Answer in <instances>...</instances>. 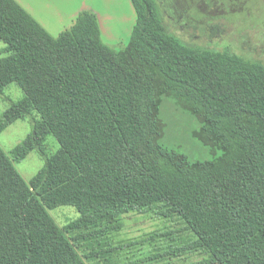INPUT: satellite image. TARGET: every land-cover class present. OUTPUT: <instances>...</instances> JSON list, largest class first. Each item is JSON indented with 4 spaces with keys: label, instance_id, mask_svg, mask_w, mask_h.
Here are the masks:
<instances>
[{
    "label": "trees",
    "instance_id": "trees-1",
    "mask_svg": "<svg viewBox=\"0 0 264 264\" xmlns=\"http://www.w3.org/2000/svg\"><path fill=\"white\" fill-rule=\"evenodd\" d=\"M128 46L103 43L94 14L57 38L15 0H0V97L24 98L0 117V134L36 114L33 133L0 147V264H264V64L192 47L172 35L154 0H131ZM173 99L194 136L222 154L192 161L164 144ZM59 149L48 155V140ZM38 151L27 183L15 165ZM74 207L63 227L49 214ZM165 228L125 238L129 218ZM184 222L194 240L168 226ZM101 262V263H100Z\"/></svg>",
    "mask_w": 264,
    "mask_h": 264
},
{
    "label": "rangeland",
    "instance_id": "rangeland-1",
    "mask_svg": "<svg viewBox=\"0 0 264 264\" xmlns=\"http://www.w3.org/2000/svg\"><path fill=\"white\" fill-rule=\"evenodd\" d=\"M51 35L57 38L74 25L78 16L89 12L96 16L104 44L124 50L131 41L137 13L131 0H15ZM167 30L192 47L229 51L240 57L264 64V0H154ZM25 10V11H26ZM26 11V12H27ZM0 40V51L5 48ZM4 55L0 54V58ZM24 98L23 91L12 84L0 97V117L13 103ZM36 114L17 121L0 134V147L10 157L12 149L33 133ZM161 117L167 125L164 144L192 161H209L222 153L213 151L194 136L200 128L188 111L173 99H166ZM48 155L59 149L55 138L48 140ZM45 166V159L36 150L15 165L29 183ZM59 227L78 220L80 213L70 206L49 211ZM185 241L195 236L178 217L167 223ZM165 228L164 222L151 216L134 215L124 237L137 238ZM201 256L178 259L177 264L198 263ZM101 263V262H100ZM104 264V263H101ZM164 264V263H163Z\"/></svg>",
    "mask_w": 264,
    "mask_h": 264
},
{
    "label": "crops",
    "instance_id": "crops-1",
    "mask_svg": "<svg viewBox=\"0 0 264 264\" xmlns=\"http://www.w3.org/2000/svg\"><path fill=\"white\" fill-rule=\"evenodd\" d=\"M26 10V9H25ZM27 11V10H26ZM27 13L30 15V13L27 11ZM32 17V15H30Z\"/></svg>",
    "mask_w": 264,
    "mask_h": 264
}]
</instances>
